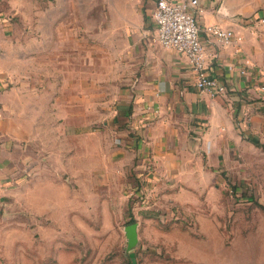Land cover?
<instances>
[{
    "label": "rangeland",
    "instance_id": "obj_1",
    "mask_svg": "<svg viewBox=\"0 0 264 264\" xmlns=\"http://www.w3.org/2000/svg\"><path fill=\"white\" fill-rule=\"evenodd\" d=\"M31 6L12 22L36 29L38 50L10 85L32 119L33 101L54 86V112L38 111L37 139L23 144L19 178L0 201V264H264V144L247 142L206 175L180 156L189 164L182 180H154L153 161L145 164L114 123L126 37L120 24L111 33L108 4ZM55 29L69 35L51 37ZM131 224L139 244L128 252Z\"/></svg>",
    "mask_w": 264,
    "mask_h": 264
},
{
    "label": "crops",
    "instance_id": "obj_2",
    "mask_svg": "<svg viewBox=\"0 0 264 264\" xmlns=\"http://www.w3.org/2000/svg\"><path fill=\"white\" fill-rule=\"evenodd\" d=\"M36 1L0 0V201L19 178L18 156L23 144L37 139L38 111L54 112V86L50 97L33 101L32 119L21 110V90L10 85L21 75L27 54L38 50L37 40L32 39L36 29L23 31L12 21ZM80 1L64 0L67 4ZM104 1L109 6L111 33L120 24L126 37L124 84L114 123L145 164L153 161L154 180H182L189 164L180 156L193 157L206 175L210 171L206 166L216 169L228 163L247 142L264 144V0L201 2L202 12L196 15L208 72L229 89L226 97L217 99L197 89L196 75L185 56L154 42L153 15L158 0ZM213 25L233 30L242 41L226 46L212 39L206 29ZM61 33L63 37L69 35L65 29H55L51 37ZM22 37L29 39L22 42ZM111 49L117 52L116 45ZM45 58L47 64L53 62L52 52ZM68 67L67 78H62L63 91L71 86ZM113 78L117 80V74ZM129 129L141 134L143 140L133 139Z\"/></svg>",
    "mask_w": 264,
    "mask_h": 264
},
{
    "label": "built area",
    "instance_id": "obj_3",
    "mask_svg": "<svg viewBox=\"0 0 264 264\" xmlns=\"http://www.w3.org/2000/svg\"><path fill=\"white\" fill-rule=\"evenodd\" d=\"M203 0H158L153 15L155 31L153 40L165 49H171L185 56L196 75V87L211 99L226 97L229 89L208 72L206 47L200 38L197 13ZM264 23V19L261 20ZM206 33L212 39L229 46L242 41L233 30L219 25L209 26ZM264 91V88H262Z\"/></svg>",
    "mask_w": 264,
    "mask_h": 264
},
{
    "label": "water",
    "instance_id": "obj_4",
    "mask_svg": "<svg viewBox=\"0 0 264 264\" xmlns=\"http://www.w3.org/2000/svg\"><path fill=\"white\" fill-rule=\"evenodd\" d=\"M139 225L131 224L125 228V235L127 239V251H133L139 244Z\"/></svg>",
    "mask_w": 264,
    "mask_h": 264
},
{
    "label": "trees",
    "instance_id": "obj_5",
    "mask_svg": "<svg viewBox=\"0 0 264 264\" xmlns=\"http://www.w3.org/2000/svg\"><path fill=\"white\" fill-rule=\"evenodd\" d=\"M131 220H132V223H133V220H134V218H133V216L131 215Z\"/></svg>",
    "mask_w": 264,
    "mask_h": 264
}]
</instances>
